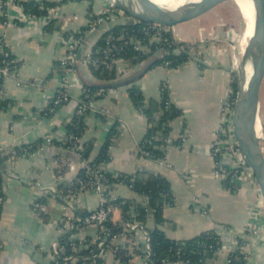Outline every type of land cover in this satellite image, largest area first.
Here are the masks:
<instances>
[{
    "label": "crops",
    "instance_id": "obj_1",
    "mask_svg": "<svg viewBox=\"0 0 264 264\" xmlns=\"http://www.w3.org/2000/svg\"><path fill=\"white\" fill-rule=\"evenodd\" d=\"M48 1L54 3L53 7L57 10V15L48 22L38 20L5 24L0 14V36L20 60L18 75L0 74V98L6 104L5 107L0 105L2 144H30L41 140L47 133H52L56 140L61 141L67 133V123L74 115L84 85L103 82L79 61L76 72L70 74L73 82L71 101L60 105L51 114H44L45 107L60 85L59 58L65 50V32H79L88 26L90 14L99 13L106 0ZM228 1L198 17L170 26L171 32L180 41H200L204 36L201 28H206L205 33L214 31L224 18L222 8ZM233 16L228 14L227 20L231 25L235 22L237 25L239 13ZM109 25L102 23L86 31L83 52L94 48ZM212 56L214 61L201 64L194 60L185 61L178 67L155 64L142 73L140 71L148 63H141L133 70H118V78L130 80L124 85L109 87L104 95L96 99L95 107L84 118L83 140L92 145L89 157L96 159L110 130L116 127L117 134L112 138L111 148H108L110 159L102 161L106 170L125 174L141 170L159 172L171 184L174 198L164 206L163 221L158 223L155 214L149 212L145 229L150 231L159 227L174 239H188L215 229L222 244L217 253L208 257L207 264H226L230 252L239 247L238 237H245L248 221L257 215L250 210L253 192L248 183L233 190L212 174L210 145L219 122L220 99L228 92L233 78V70L220 55ZM164 83L169 88L172 102L181 109V113L170 121L168 164L142 154L141 141L151 124L129 92V87L135 85L147 99L159 100ZM260 103L264 104V79ZM183 136H186L185 141ZM61 154L76 162L75 170L55 167L52 160ZM80 166L75 151L57 142L40 153L5 161L2 177L6 198L0 211V240L4 246L0 249V264L52 262L47 249L58 236L57 220L62 212V202L51 194L40 195V185L53 182L62 185L75 175ZM109 192L112 196L136 201L143 198L123 183L113 185ZM36 198L48 209L45 218L32 211V202ZM98 203L99 194L90 190L82 194L78 204L82 209L89 210ZM258 216L264 220V211ZM121 218L122 211L116 210L113 221L119 223ZM96 233L97 227L91 226L84 235L92 239ZM143 236L144 233L140 232L139 239ZM245 238L249 242L251 256L242 264H264V232ZM112 260L113 257H110ZM118 264H146V257L139 255Z\"/></svg>",
    "mask_w": 264,
    "mask_h": 264
},
{
    "label": "built area",
    "instance_id": "obj_2",
    "mask_svg": "<svg viewBox=\"0 0 264 264\" xmlns=\"http://www.w3.org/2000/svg\"><path fill=\"white\" fill-rule=\"evenodd\" d=\"M39 1L41 2L39 7L46 9L43 14H37L26 9L22 0H0V14L4 18V23H31L38 20L48 22L57 15L56 7L44 6L43 0ZM141 21L139 18L127 13L117 0H106L101 11L94 16H90L88 20L91 30L102 23H110L106 29L108 35L103 46L96 49H88L79 58L78 51L82 44V37L75 35L67 37L65 35V50L59 58L60 85L45 107L44 114H51L60 105L71 101V86L73 82L70 80V74L76 72L79 61H82L91 70L101 65L115 67L117 71L122 68L127 70L136 69L141 64L140 61H134L120 53L123 46L119 45L117 41L124 37H128L129 42L135 44L137 49H142L145 52L152 51V47H155L156 51L165 56L173 48L176 53H187V61L194 60L200 64L210 61L209 56L204 54V47L201 43L188 42L178 44L179 40L171 32L170 26L164 24L148 22L143 26L144 34L147 35V43L145 44H142V40L134 35L130 34L128 36L126 35L127 33L116 35L111 30V25L114 23L132 24ZM161 64L166 67H175L172 60L168 58H163ZM19 68L20 60L12 54L4 37L0 36V74L5 76L18 75ZM234 81L235 78L233 77L228 92L220 99L219 122L210 145V153L213 159L212 174L223 181H227L230 186L236 189L242 188L247 183L250 185L253 192L250 200V210L257 216L248 221L244 232L245 237L253 238L255 235L264 232V220L258 216L259 213L264 211V198L256 180L254 169L246 161L234 135L233 117L237 96V91L233 86ZM166 86L164 83L162 87ZM105 93L104 89L92 91L89 87L84 86L82 94L76 103L74 115L85 114L89 108H94L95 96L104 95ZM171 101L170 98L167 103ZM0 105L6 106L1 98ZM259 108L257 118L260 124L259 138L264 151V121L259 114ZM74 115L70 120L73 119ZM76 127L78 128L79 126L77 125ZM153 137L162 139L160 147L164 150V155L157 158V160L162 164H168V135L163 136L158 131ZM182 140L185 141L186 136H183ZM55 142V136L52 133H47L41 140L30 144L0 143V155L8 154L11 159H16L23 155H34L42 152ZM61 144L75 151L80 159L81 166L76 170L75 175L62 185L57 182L40 185V195L51 194L62 202V212L57 220L58 236L47 249L51 260L57 264H118L124 261H131L139 255H144L146 264H150L149 260L152 255L150 234L145 229V224L137 218L139 212L136 206L132 205L129 210V216H124L122 209L126 200L122 197L112 196L109 192L110 188L115 184L123 183L133 188V183L121 177L118 173L106 170L102 161H96V159L85 156L83 152L85 148L83 135H78L74 131L67 132L61 139ZM109 148H111V145ZM140 150L143 155H151L150 150L147 148L140 147ZM52 163L60 170L76 169V162L67 155L55 156ZM90 190L99 194V203L96 207L85 210L78 203L82 194ZM5 198L3 190V193L0 194V204L4 203ZM142 203L148 206V212L154 213L155 208L149 206L147 195L143 196ZM31 207L34 213L42 218L46 217L48 209L39 198L33 200ZM119 209L122 211V218L119 222L120 228L114 230L111 225L116 224L113 221V215ZM202 210L207 212L205 208H202ZM91 226L97 227V233L92 239H89L84 233ZM140 232L144 233L141 240L139 239ZM245 237H238L239 247L235 251L242 253L243 259L249 260L251 250ZM29 244L33 245L32 243ZM3 246L4 243L0 240V249ZM219 248L215 247L214 244L205 243V250H212L213 253H217ZM83 249L85 250L84 253L81 252ZM110 257H113L112 261H110ZM233 259L234 253L231 251L227 257L226 264H234ZM202 261L205 262L207 260L204 258ZM163 262L165 264H189V260L180 257V255L176 259L163 258ZM195 264H202V262Z\"/></svg>",
    "mask_w": 264,
    "mask_h": 264
},
{
    "label": "trees",
    "instance_id": "obj_3",
    "mask_svg": "<svg viewBox=\"0 0 264 264\" xmlns=\"http://www.w3.org/2000/svg\"><path fill=\"white\" fill-rule=\"evenodd\" d=\"M25 8L34 11L37 14H43L46 12L45 8H40L39 5L41 2L39 0H22ZM44 6L53 7L54 3L43 0ZM93 16L95 14H92ZM90 14V16H92ZM147 21L142 20L139 23L132 24H121L114 23L111 25V30L116 35H121L122 33H127L126 35H134L142 40V44L147 43V35L144 34L143 26L147 24ZM90 29V25L83 27V29L79 32L66 31L65 35L71 36H79L82 37V43L85 41L86 31ZM108 32L105 31L98 38L94 49L103 46L106 43V36ZM117 43L123 48L120 53L124 56L130 57L134 61H140V63H148V68L155 64H161L163 58L171 59L173 62V66H179L188 59V55L185 52L176 53L173 48L170 49L169 53L161 55L158 51L155 50V47H152V51L145 52L142 49H137L135 44L128 41V37L121 38L117 41ZM188 43L185 41H179L178 44ZM60 64V62H59ZM146 65V66H147ZM145 66V67H146ZM144 67V68H145ZM144 68L140 71L143 72ZM93 74L103 82L100 83H90L85 84L84 86L89 87L92 91H97L98 89H104L105 91L109 87L107 84L110 83H120L117 86L124 85L128 83H124V81L128 79H120L118 78V73L115 67H106L105 65H101L99 67H94L92 69ZM233 77L235 81L233 82L234 88L238 89V81L236 71H233ZM164 84H162L163 86ZM114 86V87H117ZM129 92L134 101L135 105L142 110V112L147 116L149 123L151 124L144 139L141 141V147L147 148L150 150L151 155L154 159H157L164 155V150L160 147L162 143V139L153 137L158 131L162 133L163 136L169 135L171 130L170 121L175 116L181 113V109L175 105L172 101L167 103L170 100L169 88L168 86L162 87V93L159 100L156 99H147L144 94L140 91V89L131 85L129 87ZM101 95H96L95 99L100 97ZM90 108L87 110V112ZM86 112V113H87ZM85 114L78 115L75 114L72 120H69L67 123V132H75L78 135H83L85 130ZM159 114V115H157ZM79 126L78 128L76 126ZM117 134L116 127L112 128L109 132L108 139L103 145L99 156L96 158V161H107L110 159V154L108 148L112 142L113 136ZM57 143H61V141L56 140ZM69 144V143H68ZM67 144V145H68ZM66 145V144H65ZM84 155L88 156L91 153L92 145L84 143ZM9 158L8 154L0 155V194L3 193V177L2 173L5 168V161ZM82 173V172H81ZM111 174L110 172H108ZM121 177H124L126 180L133 183V189L137 191L140 195H147L149 198V206L154 207L155 217L158 223L163 221V209L166 203L173 201V193L169 179L159 172L141 170L137 171L134 174H125L118 173ZM225 185L230 189H236L235 187L230 186V183L224 181ZM126 203L123 205V214L124 216H129V210L132 205L136 206L139 215L137 218L145 223L146 218L149 214L147 210V205H144L141 201H136L134 199L124 198ZM3 204H0V211ZM114 230H118L120 228V224H111ZM150 241L152 245V255L150 257V264H165L163 262V258H171L176 259L177 257H182L184 259L189 260V264H195L197 262H202V264H207V261L203 262L202 260L207 257L213 255L212 250H205L206 244H214L215 247H220L222 241L220 239V234L215 229H210L204 231L194 237L188 239H174L168 237L166 233L159 227L151 229L149 231ZM84 249L81 251L84 253ZM86 253V252H85ZM234 253V264H242L244 263L243 254L239 251H233ZM48 264H57L55 261H52Z\"/></svg>",
    "mask_w": 264,
    "mask_h": 264
},
{
    "label": "water",
    "instance_id": "obj_4",
    "mask_svg": "<svg viewBox=\"0 0 264 264\" xmlns=\"http://www.w3.org/2000/svg\"><path fill=\"white\" fill-rule=\"evenodd\" d=\"M119 5L130 15L147 22H157L174 26L180 22L195 18L227 0H194L181 7H170L156 0H117ZM255 2V28L243 49L237 69L238 89L235 101L233 130L237 143L246 161L252 166L256 180L264 198V151L262 149L259 128L258 108L260 91L264 79V0ZM84 43L79 47L81 58ZM251 60L255 71L248 78L246 65ZM147 65L143 72L148 69ZM130 79L124 81L126 83ZM120 83H110L117 86Z\"/></svg>",
    "mask_w": 264,
    "mask_h": 264
},
{
    "label": "rangeland",
    "instance_id": "obj_5",
    "mask_svg": "<svg viewBox=\"0 0 264 264\" xmlns=\"http://www.w3.org/2000/svg\"><path fill=\"white\" fill-rule=\"evenodd\" d=\"M222 12L224 18L220 20L219 24L215 27L214 31L205 33L206 28L202 27V35L204 36H202L200 41L185 42L201 43L204 47V54L206 56H209L210 61H214V59H212L214 58V56L212 55H220L222 61H224L229 67H231L233 71L235 70L236 74H238L237 69L238 65L240 64L244 49L242 39L244 29L246 27L245 17L240 11L235 0H229L228 2H226L222 8ZM234 12L239 13L240 17L237 25H235L236 22L234 25H231V23L227 20L228 14L232 17L236 16H233L235 14ZM259 111V114L261 115V118L264 121V104L260 103Z\"/></svg>",
    "mask_w": 264,
    "mask_h": 264
},
{
    "label": "bare ground",
    "instance_id": "obj_6",
    "mask_svg": "<svg viewBox=\"0 0 264 264\" xmlns=\"http://www.w3.org/2000/svg\"><path fill=\"white\" fill-rule=\"evenodd\" d=\"M156 1L164 5H168L170 7H181L187 5L188 3L194 0H156ZM235 2L238 5L243 16L245 17V21H246V27L244 29L243 39H242L243 47H245L249 38L252 36L255 28V2L254 0H235ZM246 70H247L248 78L254 74L255 67L251 60L248 61L246 65ZM259 127L260 124L258 122V128Z\"/></svg>",
    "mask_w": 264,
    "mask_h": 264
}]
</instances>
